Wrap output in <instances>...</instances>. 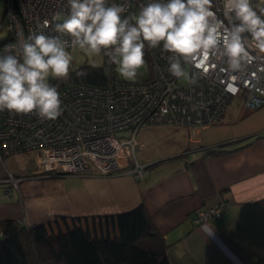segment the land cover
<instances>
[{
  "label": "crops",
  "instance_id": "0c3cea01",
  "mask_svg": "<svg viewBox=\"0 0 264 264\" xmlns=\"http://www.w3.org/2000/svg\"><path fill=\"white\" fill-rule=\"evenodd\" d=\"M222 117L197 133L170 125L139 131L136 159L149 166L137 178L34 174L24 154L0 160V220L31 227L59 217H99L142 204L167 244L170 264H264V106ZM219 144L209 154L206 150ZM216 148V147H215ZM7 171L21 176L3 193ZM221 204L220 215L193 223L197 210Z\"/></svg>",
  "mask_w": 264,
  "mask_h": 264
},
{
  "label": "built area",
  "instance_id": "2783aa9c",
  "mask_svg": "<svg viewBox=\"0 0 264 264\" xmlns=\"http://www.w3.org/2000/svg\"><path fill=\"white\" fill-rule=\"evenodd\" d=\"M147 2L129 0L124 15L137 12ZM252 2L257 11L264 8V0ZM216 7H222L219 0ZM57 13L60 21H53ZM67 14V0H5L0 31L7 36L0 41V51L32 33L57 35L54 24L62 22ZM46 20L48 27L44 25ZM166 55L160 49L146 47L148 76L135 83L120 77L116 66L109 65L103 54L101 84L52 81L58 83L62 100V114L54 121L41 119L35 112L0 111V160L24 154L33 163L34 174L123 173L137 178L149 166L148 162H139L135 155L142 128L170 125L197 133L218 122L232 98L242 99L239 117L264 106V82L255 85L248 76L233 79L236 73L217 65L210 67L196 85L179 83L166 70ZM189 71L198 70L190 67ZM21 179L7 171L2 180L3 193L8 195L12 188L17 189ZM221 209V204L199 209L193 223L207 222L219 216Z\"/></svg>",
  "mask_w": 264,
  "mask_h": 264
},
{
  "label": "clouds",
  "instance_id": "9594fccd",
  "mask_svg": "<svg viewBox=\"0 0 264 264\" xmlns=\"http://www.w3.org/2000/svg\"><path fill=\"white\" fill-rule=\"evenodd\" d=\"M128 3L67 0V16L54 24L57 35L32 33L5 46L0 51V111L56 120L62 100L52 81L69 77L73 50L88 57L103 54L120 77L133 83L147 63L146 47L166 53L167 72L188 85L217 65L236 73L233 79L264 82V8L257 11L252 0H219L221 8L216 0H148L124 15ZM52 19L60 21V14ZM87 75L84 69L76 71L79 78Z\"/></svg>",
  "mask_w": 264,
  "mask_h": 264
},
{
  "label": "trees",
  "instance_id": "16d2710c",
  "mask_svg": "<svg viewBox=\"0 0 264 264\" xmlns=\"http://www.w3.org/2000/svg\"><path fill=\"white\" fill-rule=\"evenodd\" d=\"M80 69L88 75L77 77ZM65 80L101 84L104 77L101 66L82 64ZM218 146L206 151L218 154ZM166 248L142 204L109 216H63L31 227L0 220V264H170Z\"/></svg>",
  "mask_w": 264,
  "mask_h": 264
},
{
  "label": "rangeland",
  "instance_id": "374dc122",
  "mask_svg": "<svg viewBox=\"0 0 264 264\" xmlns=\"http://www.w3.org/2000/svg\"><path fill=\"white\" fill-rule=\"evenodd\" d=\"M4 3H5V0H0V15H2V13L4 11ZM6 36H7V33L5 31H0V41L5 39ZM72 55H73V63L71 65V70L76 69L78 66H80L82 64H89V65H94V66H101L102 65L103 58L101 55L100 56H94V57H88V56L84 55L79 50H73ZM147 76H148V67H147V65H145L144 68L139 70L137 80H141L143 78H146ZM61 80L63 81L64 79H61ZM178 82L179 83H185L186 81L185 80H179ZM237 99H238V97L231 99V101L229 103L231 108L237 107V105H236L238 103L236 101ZM138 136H139V134H138Z\"/></svg>",
  "mask_w": 264,
  "mask_h": 264
},
{
  "label": "water",
  "instance_id": "95a60500",
  "mask_svg": "<svg viewBox=\"0 0 264 264\" xmlns=\"http://www.w3.org/2000/svg\"><path fill=\"white\" fill-rule=\"evenodd\" d=\"M53 81H55V80H53Z\"/></svg>",
  "mask_w": 264,
  "mask_h": 264
}]
</instances>
